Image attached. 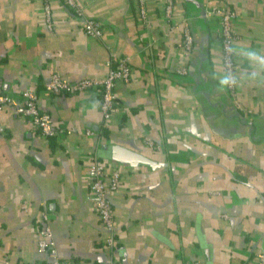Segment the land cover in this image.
<instances>
[{
  "label": "crops",
  "instance_id": "1",
  "mask_svg": "<svg viewBox=\"0 0 264 264\" xmlns=\"http://www.w3.org/2000/svg\"><path fill=\"white\" fill-rule=\"evenodd\" d=\"M163 1L145 0V27L132 0H75L100 22L99 39L84 33L64 0H0L2 90L14 101L34 90L57 127L46 137L0 109V264L48 259L38 249L43 214L57 255L79 264H253L255 248L264 251V66L246 56L264 57V0H173L170 18ZM207 6L237 12L234 98L221 83L219 23L204 18ZM110 51L127 55L132 73L116 84L108 119L93 89L44 91L54 73L71 82L103 78ZM109 143L164 163L118 165L111 248L86 177L91 157L105 160Z\"/></svg>",
  "mask_w": 264,
  "mask_h": 264
},
{
  "label": "built area",
  "instance_id": "2",
  "mask_svg": "<svg viewBox=\"0 0 264 264\" xmlns=\"http://www.w3.org/2000/svg\"><path fill=\"white\" fill-rule=\"evenodd\" d=\"M78 16L82 29L86 35L102 39V28L99 21L88 16L79 7L75 0H64ZM137 5L140 23L147 27L149 25L145 0H132ZM173 0L163 1V14L167 18L172 14ZM49 8L46 5V12ZM203 16L207 21L217 20L219 23L218 39L215 41L221 53L222 69L224 78L229 79L225 84L231 98L235 97L236 85L240 76V67L236 60L234 43L240 38L238 32L234 30V21L237 12L228 6H207L203 11ZM193 38L186 21L182 23L181 44L186 53L192 48ZM108 69L106 75L98 80L81 78L71 82L68 79L54 73L49 81L44 84V91L48 94L69 93L95 90L99 95V110L103 119H108L114 108L118 105L115 86L118 82H126L131 76L132 68L127 55L117 54L110 51ZM178 73L186 74L187 68L177 69ZM10 107L12 111L21 117L27 118L31 126L46 137H52L57 133V127L53 124L49 113L40 111L37 107V93L34 90L24 89L20 93L19 101H14L2 90L0 85V109ZM3 126L0 124V132ZM86 133H92L89 129ZM145 144L153 146V141L146 137ZM120 167L112 165L107 160H100L93 155L86 167V177L89 183L88 199L92 201L99 215L105 235L104 242L108 247L114 246V221L113 208L111 204V194L117 188L121 180ZM26 207V205L24 204ZM43 226L38 229V249L48 257L42 264H79L75 260L64 259L57 255L49 227V218L46 214L42 216ZM108 264H118L111 258ZM185 264H197L196 262H186ZM253 264H264V251L255 248L253 253Z\"/></svg>",
  "mask_w": 264,
  "mask_h": 264
},
{
  "label": "water",
  "instance_id": "3",
  "mask_svg": "<svg viewBox=\"0 0 264 264\" xmlns=\"http://www.w3.org/2000/svg\"><path fill=\"white\" fill-rule=\"evenodd\" d=\"M101 150V157L115 166H146L148 168H156L164 164L163 162L154 161L128 147L116 143H109Z\"/></svg>",
  "mask_w": 264,
  "mask_h": 264
},
{
  "label": "clouds",
  "instance_id": "4",
  "mask_svg": "<svg viewBox=\"0 0 264 264\" xmlns=\"http://www.w3.org/2000/svg\"><path fill=\"white\" fill-rule=\"evenodd\" d=\"M246 56H247V59L252 62V63H255V64H260L262 66H264V57H259V55L255 52V51H248L246 53ZM230 81L229 79H223L221 81L222 84H228Z\"/></svg>",
  "mask_w": 264,
  "mask_h": 264
}]
</instances>
